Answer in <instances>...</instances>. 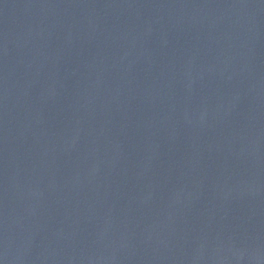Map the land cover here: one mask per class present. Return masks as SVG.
<instances>
[{"label":"water","instance_id":"obj_1","mask_svg":"<svg viewBox=\"0 0 264 264\" xmlns=\"http://www.w3.org/2000/svg\"><path fill=\"white\" fill-rule=\"evenodd\" d=\"M0 264H264V0H0Z\"/></svg>","mask_w":264,"mask_h":264}]
</instances>
